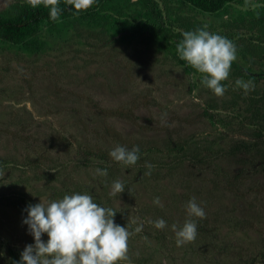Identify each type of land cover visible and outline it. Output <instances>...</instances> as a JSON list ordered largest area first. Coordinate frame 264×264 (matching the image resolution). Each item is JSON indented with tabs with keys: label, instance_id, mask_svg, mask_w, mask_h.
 Masks as SVG:
<instances>
[{
	"label": "rangeland",
	"instance_id": "1",
	"mask_svg": "<svg viewBox=\"0 0 264 264\" xmlns=\"http://www.w3.org/2000/svg\"><path fill=\"white\" fill-rule=\"evenodd\" d=\"M28 8L0 0V17ZM204 25L236 46L222 96L177 55L181 33ZM237 79L254 87L245 93ZM117 144L138 145L137 163L113 161ZM115 180L125 191L112 195ZM85 190L132 233L117 264H264V0L214 13L103 0L40 23L23 44L0 38V264L33 243L26 205ZM192 197L203 219L188 216ZM187 219L197 236L178 247L170 226Z\"/></svg>",
	"mask_w": 264,
	"mask_h": 264
},
{
	"label": "clouds",
	"instance_id": "2",
	"mask_svg": "<svg viewBox=\"0 0 264 264\" xmlns=\"http://www.w3.org/2000/svg\"><path fill=\"white\" fill-rule=\"evenodd\" d=\"M31 7L43 4L48 8V18L57 21L63 9L60 0H28ZM71 8L78 14L91 8L97 0H67ZM182 39L176 44L179 58L203 76L200 83L215 95H224L226 89L221 83L229 76L232 62L236 60V46L232 40L218 33L207 30V25L194 30L183 31ZM235 84L245 93L254 85L252 81L237 79ZM140 148H131L117 144L109 151L113 161L131 166L140 159ZM151 174L153 165L145 164ZM97 176H106L107 168H97ZM125 191V184L115 180L111 185V194ZM155 205L160 204L158 196L153 198ZM189 217L203 219L205 211L197 203L195 197L186 204ZM26 215L22 224L33 243L25 245L20 258L13 264H117L128 261V241L131 232L126 226L114 222L116 211L98 204L92 194L83 192L66 193L61 198L39 199L38 203L28 204L22 210ZM156 229H164L167 222L163 218L152 221ZM142 224L137 225L135 232L142 231ZM176 245L182 246L196 239L197 223L195 219H187L182 225L172 224ZM46 234L47 239H42ZM2 255V253H0Z\"/></svg>",
	"mask_w": 264,
	"mask_h": 264
},
{
	"label": "trees",
	"instance_id": "3",
	"mask_svg": "<svg viewBox=\"0 0 264 264\" xmlns=\"http://www.w3.org/2000/svg\"><path fill=\"white\" fill-rule=\"evenodd\" d=\"M103 0H97V2L89 9L82 10L78 14L71 5L68 4L67 0H60V7L63 9L61 12V20L71 16L84 15L90 9L99 5ZM144 1V0H143ZM193 7L207 13H214L220 10L227 3H232L236 0H182ZM48 8L44 7L43 4L36 8H28L23 12H14L8 16L0 17V38L10 41L13 44L25 43V39L32 36L37 27L42 22L53 23L54 21L48 18ZM56 22V21H55ZM30 47V45H29ZM111 165H113L111 163ZM110 165V166H111ZM109 166V167H110ZM109 169V168H108Z\"/></svg>",
	"mask_w": 264,
	"mask_h": 264
}]
</instances>
